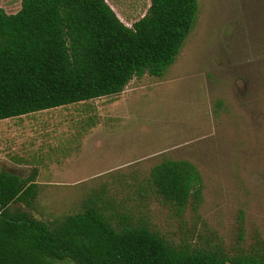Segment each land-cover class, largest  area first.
Wrapping results in <instances>:
<instances>
[{"label":"rangeland","instance_id":"1","mask_svg":"<svg viewBox=\"0 0 264 264\" xmlns=\"http://www.w3.org/2000/svg\"><path fill=\"white\" fill-rule=\"evenodd\" d=\"M106 1L128 27L151 4ZM21 2L0 0V9L16 14ZM14 124L16 136L6 137ZM8 151L37 159V206L12 211L38 220L77 213L88 196L102 193L118 213L176 243L231 249L264 239V0H199L194 26L163 77L146 75L117 96L0 121V157ZM165 160L200 171L197 211L190 206L181 215L149 187L152 169ZM3 171L25 178L33 169L0 161Z\"/></svg>","mask_w":264,"mask_h":264},{"label":"trees","instance_id":"2","mask_svg":"<svg viewBox=\"0 0 264 264\" xmlns=\"http://www.w3.org/2000/svg\"><path fill=\"white\" fill-rule=\"evenodd\" d=\"M150 2L132 27L106 0H22L16 14L0 9V121L117 96L146 75L163 77L194 26L199 0ZM149 187L181 215L203 200V177L189 161L158 164ZM41 188L37 170L25 178L0 173V264H264V239L231 249L176 243L118 213L102 193L48 222L12 211L18 204L34 210Z\"/></svg>","mask_w":264,"mask_h":264},{"label":"crops","instance_id":"3","mask_svg":"<svg viewBox=\"0 0 264 264\" xmlns=\"http://www.w3.org/2000/svg\"><path fill=\"white\" fill-rule=\"evenodd\" d=\"M82 104V103H81ZM17 118H19V117H17ZM12 119H14V118H12ZM22 119V118H21ZM14 126H15V124L13 125V126H10L9 128H8V130H13L12 131V134L10 135V134H8V135H6V137H10V138H13V137H15L16 136V134L15 133H17L16 131H17V129H16V131L14 130ZM11 132V131H10ZM13 144V143H12ZM39 158L41 157V156H38ZM36 159V157H34L33 155H24V156H19V155H16L15 153H13V152H10V151H8V152H5L1 157H0V161H1V163L4 165V166H6L7 168H9V169H14V170H16V169H19V168H21V167H26V168H28V169H33V171L34 170H37V173H39L40 174V172H39V169H37V168H35V166H34V164H36L37 163V159ZM38 164V163H37ZM38 180H39V177H38V179H37V184H38ZM41 187L43 186V185H41V184H39Z\"/></svg>","mask_w":264,"mask_h":264}]
</instances>
